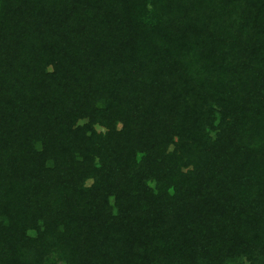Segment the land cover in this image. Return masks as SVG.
<instances>
[{
  "label": "trees",
  "instance_id": "16d2710c",
  "mask_svg": "<svg viewBox=\"0 0 264 264\" xmlns=\"http://www.w3.org/2000/svg\"><path fill=\"white\" fill-rule=\"evenodd\" d=\"M0 264H264V0H0Z\"/></svg>",
  "mask_w": 264,
  "mask_h": 264
}]
</instances>
